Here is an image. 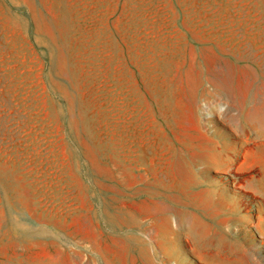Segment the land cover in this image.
Segmentation results:
<instances>
[{"label": "rangeland", "instance_id": "obj_1", "mask_svg": "<svg viewBox=\"0 0 264 264\" xmlns=\"http://www.w3.org/2000/svg\"><path fill=\"white\" fill-rule=\"evenodd\" d=\"M0 264H264V0H0Z\"/></svg>", "mask_w": 264, "mask_h": 264}]
</instances>
